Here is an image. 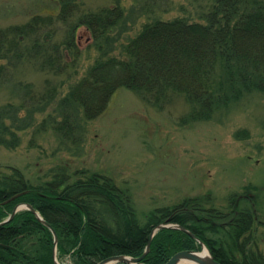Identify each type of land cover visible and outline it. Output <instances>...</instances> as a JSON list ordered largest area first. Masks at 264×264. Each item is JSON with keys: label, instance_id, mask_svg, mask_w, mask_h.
Returning <instances> with one entry per match:
<instances>
[{"label": "trees", "instance_id": "trees-1", "mask_svg": "<svg viewBox=\"0 0 264 264\" xmlns=\"http://www.w3.org/2000/svg\"><path fill=\"white\" fill-rule=\"evenodd\" d=\"M47 1L54 10L0 25V86L25 66L64 82L74 79L82 57L81 29L97 57L62 96L59 84L48 77L40 89L17 80L13 91L19 104L0 107V145L18 146L17 132L33 124V114L48 109L38 131L49 129L61 145L77 146L83 132L79 124L82 128V122L103 114L120 88L158 110L182 96L189 112L181 124L209 121L246 96L264 94V0H190L201 11L202 23L153 18L125 41L117 32L127 24L122 0L96 9L83 0ZM20 112L26 116L20 119ZM5 169L0 171V223L20 204L35 212L22 209L0 224V264H55L53 235L36 214L56 233L60 264L65 257L72 264L138 258L151 231L168 223L186 228L221 264H264V257L248 247L254 214L235 210L243 196L228 219V214L205 210L198 199H190L149 213L142 225L131 196L108 177L81 171L80 179L69 184V177L57 172L35 184L20 170ZM200 249L187 233L163 228L139 264H166L179 251Z\"/></svg>", "mask_w": 264, "mask_h": 264}, {"label": "rangeland", "instance_id": "rangeland-1", "mask_svg": "<svg viewBox=\"0 0 264 264\" xmlns=\"http://www.w3.org/2000/svg\"><path fill=\"white\" fill-rule=\"evenodd\" d=\"M83 1L94 9L111 3ZM122 5L127 24L117 29L121 41L134 37L153 18L203 22L197 4L190 0H122ZM54 7L47 0H0V25L22 23ZM78 36L82 57L74 79L64 82L63 77L25 66L13 81L0 86V107L19 104L13 91L17 80L32 82L40 89L48 77L59 84L60 96L65 95L97 57L84 29ZM47 111L33 114V124L17 132L18 146L0 145V171L16 168L35 184L50 180L57 172L68 176L69 184L80 179L77 173L81 171L108 177L131 196L142 225L149 213L190 199H198L205 210L228 214L226 219L236 205L235 210L254 214L248 247L264 257V94L246 96L209 121L181 124L180 118L189 112L182 96L172 97L164 110H158L134 92L120 88L103 114L82 122V128L79 124L83 132L77 146L61 145L49 129L38 131ZM25 116L24 112L18 114L20 119ZM239 196L243 197L234 205ZM63 264L72 262L65 257Z\"/></svg>", "mask_w": 264, "mask_h": 264}, {"label": "water", "instance_id": "water-1", "mask_svg": "<svg viewBox=\"0 0 264 264\" xmlns=\"http://www.w3.org/2000/svg\"><path fill=\"white\" fill-rule=\"evenodd\" d=\"M22 209H28L30 211L35 212L32 207L30 205L27 204H20L17 207H15V209L12 211V213L10 214V216L3 222L6 223L8 221H10L14 215L22 210ZM38 219L51 231L53 238H54V247H53V256H54V262L55 264H59L56 260V245H57V236L55 231L51 228V226L47 223H45L41 217L38 216V214H36ZM0 223V224H3ZM163 228H169V229H178L183 231L184 233H187L188 235H190L192 238L196 239L200 245L201 251L197 252V251H192V250H185V251H179L177 253H175L167 262L166 264H179L181 261H185V262H189L192 264H221L217 261L214 260V258L212 257L210 251L208 250V248L206 247V245L201 242L200 240H198L192 233H190L186 228L179 226V225H172V224H161L158 225L157 227H155L152 231L151 234L149 236L146 248L144 253L138 257V258H130V257H126V256H113V257H109L103 261H101L98 264H116V263H126V264H139L142 259L145 257V255L148 253L149 249H150V244L152 241V238L154 237V235ZM206 250L208 257H202L200 256L201 253H203V251Z\"/></svg>", "mask_w": 264, "mask_h": 264}, {"label": "bare ground", "instance_id": "bare-ground-1", "mask_svg": "<svg viewBox=\"0 0 264 264\" xmlns=\"http://www.w3.org/2000/svg\"><path fill=\"white\" fill-rule=\"evenodd\" d=\"M200 256L208 257L206 250H204L203 253L200 254ZM184 263H186V262L185 261H181L179 264H184Z\"/></svg>", "mask_w": 264, "mask_h": 264}]
</instances>
